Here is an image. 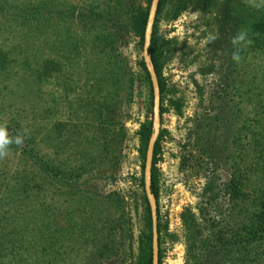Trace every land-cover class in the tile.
<instances>
[{"label": "rangeland", "instance_id": "1", "mask_svg": "<svg viewBox=\"0 0 264 264\" xmlns=\"http://www.w3.org/2000/svg\"><path fill=\"white\" fill-rule=\"evenodd\" d=\"M149 1L0 0V122L11 136L24 137L0 158V244L17 226L11 219L19 212L23 226L46 216L59 232L83 221L81 234L77 228L64 242L65 264H135L145 164L137 131L152 112L133 18ZM262 9L264 0H166L159 15L165 79L156 163L161 264H200L204 249L188 242L199 227L189 229L187 214L230 209L225 152L203 158L194 142L212 137L206 125L229 78L237 81L247 109L237 146L245 159L251 157L244 147L249 128L264 126L258 105L264 49L254 47L253 37H264ZM241 32L246 40L234 43ZM110 231L123 237L124 248L110 237L114 252L102 255ZM8 255L1 264H8Z\"/></svg>", "mask_w": 264, "mask_h": 264}, {"label": "trees", "instance_id": "2", "mask_svg": "<svg viewBox=\"0 0 264 264\" xmlns=\"http://www.w3.org/2000/svg\"><path fill=\"white\" fill-rule=\"evenodd\" d=\"M151 1L152 0L149 1L145 9L138 11L133 18V23L140 37L141 49H143L144 34ZM165 2L166 0H161L153 31L152 43L149 49L158 74L162 95L165 92V79L162 74L160 52H158L160 35L157 29V21L159 15L163 11ZM263 11L264 9L261 11L262 21L258 24L262 30H264ZM253 37L254 47L258 46L264 49V37H261V34ZM140 65L149 80L151 112L153 115V88L150 73L144 58H142ZM222 86L221 98L219 99L221 103L217 107L218 111L210 121L211 123L206 125L207 131L205 133H209L212 137L201 135L197 140H194V142L203 158L217 150H223L225 152L226 156H224V158L227 159L228 164L227 171L228 175L231 177V206L230 209L227 208L225 212L220 211L216 215L206 216L203 214L204 211L201 208L199 217L192 212L187 214L186 219L188 223H190L189 229L193 230L195 226L199 227L190 234L188 242L192 247H196V245L200 244L201 248L204 249L202 256L204 259L200 264H211L213 258H216L220 264H264V126L254 129L253 125L252 129L249 128L251 135L248 137L250 139L247 140L248 142H246L247 144L244 147L251 157L247 155L249 159H245V154L241 153V150L238 152L237 146L239 140L243 136L242 128H239L238 124H240L247 109L242 105L244 103L243 98H241L235 78H229V82L227 84H222ZM249 100L251 104L254 98L250 97ZM232 102H234V104ZM263 102L264 99L259 98V108L264 111ZM230 103L233 104V107L231 111L226 112L227 108L230 107ZM256 108L258 107L256 106ZM161 112H163V106H161ZM153 130L154 123L151 118L149 121L143 122L140 125V129L137 131L142 144L141 153L143 159H145L146 149ZM196 133H198V131H196ZM248 134L244 135V137L247 138ZM210 141L214 142L209 143ZM219 143L221 146H224L223 149L218 147ZM159 145L160 139H158L155 146L152 175V191L157 199L159 196V186L156 177V163L160 148ZM189 160L190 158L188 157V161ZM230 169L231 171L229 172ZM140 184L144 191L142 197L143 229L138 240V248L135 252V264H152V216L144 188L143 177L140 180ZM211 185L212 184L209 183V186ZM217 196L218 194L215 197L217 198ZM209 201H211V199H209ZM241 203L243 204L240 209L238 206ZM158 214L159 241L161 245L163 224L161 222L159 207ZM23 217L24 216L19 212L11 219L12 222L17 221V226L11 230L6 242L0 244V264L2 262V257H5V253L9 254L8 257L5 258L8 264H65L62 257H64L65 247L68 245L64 242L76 234L74 230L77 228L81 234L84 229L82 224L83 221L78 223L72 222V229L62 227V231L59 232L61 228L58 229L56 226L53 227L46 216L43 218H35L34 223L31 222V227L28 221H25L26 225L23 226L22 222L24 221L23 219H25ZM48 217L51 216L48 215ZM18 221L22 223L21 227ZM110 233L111 231L103 237L104 241L99 251L102 255H105L108 251L114 252L112 247H110L111 240L113 242L114 240L115 242L118 241L121 243L122 248H124L125 240L123 237L120 236L121 238L119 237V239L118 237L116 238V236H112Z\"/></svg>", "mask_w": 264, "mask_h": 264}, {"label": "water", "instance_id": "3", "mask_svg": "<svg viewBox=\"0 0 264 264\" xmlns=\"http://www.w3.org/2000/svg\"><path fill=\"white\" fill-rule=\"evenodd\" d=\"M161 0H152L149 8V15L146 24L145 34H144V45H143V57L146 61L148 71L150 73L152 88H153V123L154 130L148 142L146 161L144 169V184L145 192L149 201L151 216H152V245H153V256L152 264H160V241H159V214H158V203L155 194L152 191V175H153V161L155 155V146L157 142V125L160 120L161 113V88L159 83L158 74L152 56L149 52L153 31L156 24V19L158 15V10L160 7Z\"/></svg>", "mask_w": 264, "mask_h": 264}, {"label": "clouds", "instance_id": "4", "mask_svg": "<svg viewBox=\"0 0 264 264\" xmlns=\"http://www.w3.org/2000/svg\"><path fill=\"white\" fill-rule=\"evenodd\" d=\"M246 33L241 32L234 40V43L244 42L246 40ZM210 40H214L215 36H210ZM234 60H239L238 52L233 53ZM24 137L20 134L11 136L8 132V127L6 122H0V158L7 155L9 146L12 144L20 145L23 143Z\"/></svg>", "mask_w": 264, "mask_h": 264}, {"label": "flooded vegetation", "instance_id": "5", "mask_svg": "<svg viewBox=\"0 0 264 264\" xmlns=\"http://www.w3.org/2000/svg\"><path fill=\"white\" fill-rule=\"evenodd\" d=\"M151 118H152V120H153V115H152V117H151ZM137 139H138V142H139V141H140V139H139V135H138V134H137ZM138 142H137V143H138ZM146 152H147V151H146ZM145 156H146V155H145ZM145 161H146V157H145ZM144 169H145V164H144ZM144 185H145V184H144Z\"/></svg>", "mask_w": 264, "mask_h": 264}]
</instances>
